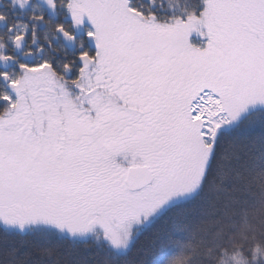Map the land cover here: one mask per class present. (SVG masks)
Wrapping results in <instances>:
<instances>
[{
	"label": "snow or ice",
	"instance_id": "obj_1",
	"mask_svg": "<svg viewBox=\"0 0 264 264\" xmlns=\"http://www.w3.org/2000/svg\"><path fill=\"white\" fill-rule=\"evenodd\" d=\"M0 264H264V0H0Z\"/></svg>",
	"mask_w": 264,
	"mask_h": 264
},
{
	"label": "trees",
	"instance_id": "obj_2",
	"mask_svg": "<svg viewBox=\"0 0 264 264\" xmlns=\"http://www.w3.org/2000/svg\"><path fill=\"white\" fill-rule=\"evenodd\" d=\"M168 215H171V213H169Z\"/></svg>",
	"mask_w": 264,
	"mask_h": 264
}]
</instances>
